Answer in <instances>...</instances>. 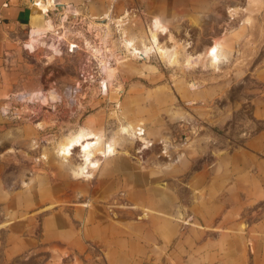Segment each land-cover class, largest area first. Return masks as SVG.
<instances>
[{"label": "rangeland", "instance_id": "obj_1", "mask_svg": "<svg viewBox=\"0 0 264 264\" xmlns=\"http://www.w3.org/2000/svg\"><path fill=\"white\" fill-rule=\"evenodd\" d=\"M100 1L74 4V9L68 8L51 18L48 8L55 4L45 6L40 1V10L42 5L46 9L40 13L41 17L54 27L45 29L39 18H34L30 29L22 26L16 30L17 39H8L5 43L0 56V161L7 158L4 176L12 182L9 181V187L14 192L24 191L21 180L34 184L37 171L42 169L51 179L56 172L59 176L67 172L70 182L97 186V180L105 178L101 173L106 172L109 163L104 159L86 180L71 173V168L79 162L75 152L63 168L57 169L61 160L54 144L79 128L99 131L106 139L116 138L113 159L123 155L133 170L144 164L150 168L173 160L193 165L197 156L198 162L204 161L206 151L222 156L224 150L233 148L248 124L246 120L252 109L264 101V0H251L252 3L250 0ZM152 17L163 24L158 28V44L163 47L175 44L173 63L152 50L141 52V42L147 39ZM170 35L173 37L169 38ZM33 36L35 40L31 41ZM214 38L226 51L215 67L206 58ZM30 42L33 48L28 47ZM189 51L192 55L196 53V60L185 64L182 60ZM35 93L40 98L45 97V102L37 97L32 101ZM121 121L140 123L143 138L149 141L142 153L133 149L139 138L125 136V139L118 135ZM25 130L29 131V136H20ZM43 152H46L44 156ZM3 153L9 155L4 157ZM165 168L168 169L166 165ZM187 176L185 169L179 178ZM169 181L166 178L159 185L167 183L166 189L173 191ZM105 183L108 191L93 192L90 197L87 192L76 195L69 186L54 195L66 201V213L79 205L75 202L89 200L117 228L128 229L127 223L147 220L140 209L126 221L115 219L114 213L126 210L131 203L120 199L126 188L122 181L115 180L110 185L105 180ZM178 183L182 189L176 186L177 199L171 214L175 215L177 209L180 211V217H173L180 234L173 241L174 245L160 249L144 244L133 246V259L145 264H169V259H174L177 264H184L183 260L194 252L198 242H207L213 249H219L216 243L222 240L220 229L191 234L189 227L194 221L190 212L191 194L186 180H178ZM182 191L190 195L183 196ZM43 203L44 200L32 204L23 217L30 216L36 225L39 221L36 210ZM62 207L54 205L52 210ZM5 217L8 215L0 212V228L13 221ZM232 220L241 223L245 259H263L264 197H243ZM82 227L81 222H72L74 237H82ZM92 235L94 238L101 233ZM42 236L37 231L28 235L33 239H42ZM71 236L54 239L63 241ZM83 237L89 256L86 255L82 263L89 264L98 250L104 259L109 246H94L90 243L92 236ZM43 247L11 248L10 254L16 259L4 264L66 262V250L57 248L50 252ZM117 249L130 247L122 244Z\"/></svg>", "mask_w": 264, "mask_h": 264}, {"label": "crops", "instance_id": "obj_2", "mask_svg": "<svg viewBox=\"0 0 264 264\" xmlns=\"http://www.w3.org/2000/svg\"><path fill=\"white\" fill-rule=\"evenodd\" d=\"M40 1L45 6L60 4L68 9L71 6L74 8V4H83L85 1L98 4L97 1L100 0H0V56L8 39L10 41L17 39L16 30L24 25L30 29L31 21L34 18H39V13L34 9L41 4ZM40 25H43L41 21ZM261 102L263 103L256 104V107L252 109L251 116L246 120L248 124L245 125L242 136L238 135L233 148L224 150L222 156L212 154L213 151L211 154L206 151L204 161L198 162L199 156H197L196 163L193 165L190 162L176 163L173 160V162L164 165L162 163L152 165L150 168L144 164L137 170H133L123 155L113 159L116 151L112 155L103 156L92 150L89 153L88 161L90 162L86 163V170L90 176H79L78 178H82V180L90 178L101 160L108 161L106 172L101 173L105 178L98 179L95 187L88 186L86 183L70 182L72 180L67 178V172L60 176L56 172L55 177L51 179L42 169V171H37L34 184H30L28 181L26 184L21 182L25 185L24 191L14 192L12 189L10 190V180L4 176V164L6 163L4 158V161L0 162V201L2 200L0 212L3 216L8 215L7 218L13 221L7 223L9 226L0 228V264L16 259L10 254L11 248L24 250L38 246H44L43 248L50 252H54V249L57 248L66 250L65 254L68 257L64 264H83L85 256H89L83 235L93 238L92 234L96 233H101V235L94 236L90 243L94 246H109L107 253H104L105 264H145L144 261L133 259L131 247L144 244L160 249L174 245L173 241L176 240V236L180 232L173 217H180V211L177 209L175 215L171 213L172 206L177 199L178 188L176 186L181 188L178 180L183 179L186 180L191 194L185 195L184 191L181 192L183 196L190 195V212L194 215L193 225L189 227L191 234L209 233V229L213 228L220 229V234H222V240L216 243L219 249H213L210 243L198 242L194 252L188 254L187 259L183 260L184 264H264V258L245 259V237L242 233L241 223L232 220L233 213H238L243 197L253 199L264 197V101ZM128 123L132 124L134 128L130 129V132L144 134L138 122L121 121L119 125ZM85 136L91 139L94 134L87 131ZM99 136L103 141L108 140L101 134ZM105 143L107 144V142ZM137 143L139 142L137 141ZM147 144L149 145L148 140ZM142 146H146V143ZM3 155L6 157L8 153H3ZM210 163L211 165H209ZM165 165L168 167L167 170ZM185 169L188 170V176L180 179V173ZM166 178L171 180L169 183L173 187V191L166 189L167 183L159 185V182ZM105 180L110 185L115 183V180L122 181L126 188L120 199L131 203L126 210H117L114 213L115 219L126 221L136 209H140L142 216H147L146 222L127 223L128 229L117 228L109 223L107 215L99 212L89 200L75 202L79 205L72 208L71 213H66L64 212L67 209L66 201L60 199V195H54L57 191L69 186L76 195L78 193L83 195L87 192L90 197L93 192L108 191L107 184H104ZM75 194H72L73 197L76 196ZM43 200L44 203L39 205L36 210L39 221L35 225L30 216L23 217V214L29 213L27 208L32 204ZM54 205L63 207L52 210ZM229 205L233 206V209H230ZM217 216H221L220 219L216 220ZM7 218L5 217V219ZM75 221L83 224L82 233L84 234L82 237L73 236L72 222ZM36 231L43 234L42 239L28 237L30 233ZM112 234L115 238H112ZM69 235H72L71 238L63 241L54 239ZM122 244L128 245L130 249L116 250L117 246H122ZM169 264L177 263L174 259H169Z\"/></svg>", "mask_w": 264, "mask_h": 264}, {"label": "bare ground", "instance_id": "obj_3", "mask_svg": "<svg viewBox=\"0 0 264 264\" xmlns=\"http://www.w3.org/2000/svg\"><path fill=\"white\" fill-rule=\"evenodd\" d=\"M248 3H250V2L248 1ZM251 3H252V1H251ZM254 3H255V1H254ZM56 6L57 5L52 6V7L48 8V9H54ZM62 7H63V11L69 10V9H66L67 8L66 6L65 7L62 6ZM45 10L46 9L43 6H42L41 10H40V7L39 6L36 8V12L39 13V18H40L41 24L44 25V28L45 29L50 28V27L52 28V27H54V24H52L51 22H49L48 19L43 18V16L41 17V15H40V13L42 12V14H43V11H45ZM106 15L108 16V14H106ZM103 16H105V15H103ZM152 18H151L152 19L151 22H149L151 24L148 27L147 39L143 43L141 42V45H142V47H141L142 51L141 52H146L147 53V52H150L152 50L156 54H158L160 57H165L169 63H173L175 61V46H174L175 44H169L170 47L167 44L165 45L166 47H163V46H161V45L158 44V40H157L158 39L157 36H159L158 35L159 34L158 33V28L161 27V25H163V24L160 23V20L157 17H152ZM37 29H38V27L36 28V30ZM36 30H33V31H36ZM34 33L37 34V32H33L32 34H34ZM171 36L172 35H170L169 38H172L173 37V36L172 37ZM34 37L35 36L30 37L31 41H34L35 40ZM214 39L215 40L213 41V43H211V45L209 46V48L206 51V58L208 60V63L210 65H213L215 67L217 65V63L220 61L221 56L224 55V52L226 53V51H223L221 42H219L218 40H216V38H214ZM208 40H213V39H208ZM50 45L52 46L51 43H50ZM167 46L169 48H167ZM28 47L29 48H33L32 42H30L28 44ZM196 49L197 48H195V49L193 48V51H195ZM185 52H187V51H185ZM194 54H196V53H194ZM194 54L193 55L190 54V51H189V53H186V55H185L184 59L182 60V62L184 61L185 64H188V63L192 64L191 62H195L196 56H197V55L194 56ZM46 95H48V94H46ZM34 97L35 98L36 97L37 98H40L37 95V93H35L34 95L32 94V101H34ZM40 99L45 102V97H42ZM8 107H6V108L8 109ZM130 129H134L132 124H130V123H128L126 125L120 124L118 126L117 133H118V135L122 134L121 136L124 137V138H125V136L131 137V138H136V139L139 138L138 139L139 140L138 141L139 143H136L137 145L135 144L136 146L133 149L136 152H141L142 151V148L145 147V146H142V145L145 144V143H147V140L145 141V139L143 138V136L141 134H135V133L130 132L129 131ZM25 131L26 132L23 133L20 136L28 137L29 136V131L28 130H25ZM124 132H126V133H124ZM89 133L94 134L93 138L90 139V138L86 137L85 134H87V130H85L84 128H79L78 131H76L75 133H73L71 135H67L63 139L59 140L56 144H54V145H56L54 150L56 151L57 156H59V158L61 160L60 167L63 168L64 165H66L65 163H68L69 158H71V156L74 154V150H75V154H77L80 157L79 158L80 159L79 162L75 166H73L71 168V173L75 177H79V176H81V177H89L90 176V173L86 170V163L87 162H90V161H88L89 160V153H91L92 150L95 151V152H97V153H101L103 156L112 155L116 151V148H115V139L116 138L112 137V138L108 139L107 141H103L102 138L99 136L100 135V132L99 131H92L91 130V131H89ZM124 134H126V135H124ZM129 139L130 138H128V140ZM131 141H132V139H131ZM105 142H107V144ZM45 153L46 152H43V156L45 155ZM94 157H96V156H94ZM5 159H7V158H5ZM0 162H2V161H0ZM22 182L25 183V184L27 183L26 181H23V180H22Z\"/></svg>", "mask_w": 264, "mask_h": 264}, {"label": "built area", "instance_id": "obj_4", "mask_svg": "<svg viewBox=\"0 0 264 264\" xmlns=\"http://www.w3.org/2000/svg\"><path fill=\"white\" fill-rule=\"evenodd\" d=\"M92 260L89 262V264H104L102 259H103V254L101 253L100 250L96 251L95 254L92 256Z\"/></svg>", "mask_w": 264, "mask_h": 264}, {"label": "water", "instance_id": "obj_5", "mask_svg": "<svg viewBox=\"0 0 264 264\" xmlns=\"http://www.w3.org/2000/svg\"><path fill=\"white\" fill-rule=\"evenodd\" d=\"M63 12V7L62 5H57L54 9H51L49 12L50 18L52 15H56L57 13H62Z\"/></svg>", "mask_w": 264, "mask_h": 264}]
</instances>
